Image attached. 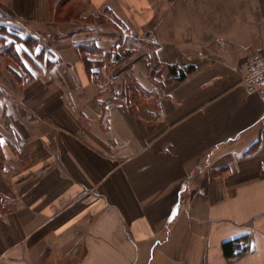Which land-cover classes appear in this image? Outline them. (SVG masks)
<instances>
[{
    "label": "crops",
    "instance_id": "obj_1",
    "mask_svg": "<svg viewBox=\"0 0 264 264\" xmlns=\"http://www.w3.org/2000/svg\"><path fill=\"white\" fill-rule=\"evenodd\" d=\"M58 1L0 0V264H264V0Z\"/></svg>",
    "mask_w": 264,
    "mask_h": 264
},
{
    "label": "built area",
    "instance_id": "obj_2",
    "mask_svg": "<svg viewBox=\"0 0 264 264\" xmlns=\"http://www.w3.org/2000/svg\"><path fill=\"white\" fill-rule=\"evenodd\" d=\"M241 83L248 93L264 99V51L251 52L243 59Z\"/></svg>",
    "mask_w": 264,
    "mask_h": 264
},
{
    "label": "trees",
    "instance_id": "obj_3",
    "mask_svg": "<svg viewBox=\"0 0 264 264\" xmlns=\"http://www.w3.org/2000/svg\"><path fill=\"white\" fill-rule=\"evenodd\" d=\"M67 1L68 0H59L57 2V4L55 5V11H56L55 14L57 16H60V14H62V7L64 4L67 3ZM70 13H71V11H69V10H67L65 12L66 16L70 15ZM4 29L5 28L0 26V30L3 31ZM22 42L28 48H33V46H35L37 44V40L34 37H27V38L23 39ZM87 50H88L87 45L80 44V51H87ZM126 53H129V51H127ZM84 61L86 62V65L89 66L90 60H88L87 58L84 57ZM188 70H190V68H188ZM168 75L171 76L172 78L181 80L185 77L186 71L183 68L178 67L177 65H170L168 68ZM101 79L105 81V78H103V76L99 78V81ZM105 85L108 86L109 82L107 81L105 83H102L101 87H103ZM244 249H245V246L239 244V239H230V240H226L222 243V251L226 257H229L232 254H234L235 252L242 251Z\"/></svg>",
    "mask_w": 264,
    "mask_h": 264
},
{
    "label": "rangeland",
    "instance_id": "obj_4",
    "mask_svg": "<svg viewBox=\"0 0 264 264\" xmlns=\"http://www.w3.org/2000/svg\"><path fill=\"white\" fill-rule=\"evenodd\" d=\"M136 55V54H135ZM128 58V57H127ZM134 57H129L128 59H126L127 61L129 60V63H130V60H133ZM125 61V65H118V67H116V71L119 70L121 68V66L123 67L122 68V75L126 74L128 76V80L129 81V87H130V90L132 91V93L137 97L138 95V90H140V87L138 85V83L136 82V80L134 79L133 74H132V68H129V63ZM128 69V71H127ZM102 75H104V78L106 79V73H101ZM109 85H111V82H109Z\"/></svg>",
    "mask_w": 264,
    "mask_h": 264
}]
</instances>
